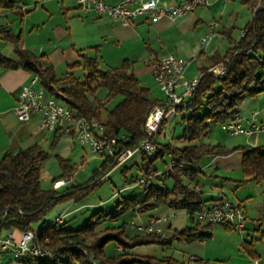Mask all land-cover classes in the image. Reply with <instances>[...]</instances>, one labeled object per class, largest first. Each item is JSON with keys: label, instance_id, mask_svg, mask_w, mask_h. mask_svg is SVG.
I'll return each instance as SVG.
<instances>
[{"label": "trees", "instance_id": "trees-1", "mask_svg": "<svg viewBox=\"0 0 264 264\" xmlns=\"http://www.w3.org/2000/svg\"><path fill=\"white\" fill-rule=\"evenodd\" d=\"M252 10V18L238 41L227 37L229 46L223 54L214 52L206 57L207 62L200 65V76L192 95L184 106L178 108L184 123L181 136L187 144L177 146L170 142H158L159 151L155 158L148 159L142 154L145 164V177L150 180L156 176L154 166L156 158L167 154L177 157L176 165L165 176L173 180L172 187L154 185L145 186L143 198L120 197L112 212L94 211L81 228L63 227L58 222L42 224L37 233V240L48 247L56 249L55 259L20 262V264H214L200 257L187 262L171 256L155 258L140 256L132 249L136 245L170 243L171 237L156 233L128 235L125 223L105 225L103 220L114 222L127 210L145 212L162 204L174 209L185 210L193 226L175 230L173 238L188 241L211 236L213 223L201 225L195 221L193 214L203 208V200L195 185L200 161L206 156L226 155L234 150H243L241 172L245 181H264V145H237L227 147L219 142L207 143L200 139L208 136L211 128L239 114L241 101L264 91V0H243ZM16 6L13 0H0V10ZM0 37L10 41L14 46V58L0 55V64L7 68H21L41 78V84L47 92L71 107L76 116L100 121L109 137L124 135L121 143L124 147L137 146L144 136L143 124L148 110L160 102L152 96L150 89L143 85L131 70V62L124 59L121 65L100 68L96 57L79 53L78 59L67 64V72L58 77L54 67L45 62L44 55H36L21 48L20 34H14L9 28L0 29ZM225 65L221 75L214 74L209 68L218 63ZM76 68L84 72L82 77L73 73ZM107 92L103 98L96 97L98 88ZM116 95L121 100L112 108L106 104ZM165 123L161 126L163 128ZM128 139L127 142H124ZM54 147V142L51 144ZM50 157L49 151L39 144H32L17 152H5L0 157V235L2 230H25L44 217L54 205L70 199H80L88 189L99 185L105 173L116 166L114 160L103 159L102 172L92 178L94 184L64 185L62 189L44 188L41 184V171ZM60 173L52 178V183L61 178H71L76 171L68 159L57 156ZM124 170V169H123ZM125 171V170H124ZM165 174V172H164ZM138 180H131L133 185ZM141 185V184H139ZM225 228L232 227L222 224ZM100 227V228H98ZM98 228V229H97ZM264 238V231L261 233ZM6 235V234H5ZM4 236V235H3ZM49 242L44 243V238ZM114 240L120 252L112 256L105 254L104 245ZM252 243L243 244V250L254 257Z\"/></svg>", "mask_w": 264, "mask_h": 264}, {"label": "crops", "instance_id": "crops-1", "mask_svg": "<svg viewBox=\"0 0 264 264\" xmlns=\"http://www.w3.org/2000/svg\"><path fill=\"white\" fill-rule=\"evenodd\" d=\"M13 1L16 4L14 8L0 10V29L9 28L14 34H20L22 40L21 48L27 49L36 55H44L45 62L52 66L58 63H72L78 59L80 52L84 55L96 57L98 63L104 61L107 65L106 68L121 65V62L127 59L131 62L132 72L143 85H145L143 82L144 78L148 77V75L152 77L150 65L158 58L169 53L188 59L189 64L194 59L198 60L196 74H187L188 64L185 76L187 78L199 76V67L207 62L206 57L214 52L220 53V50H218L220 47L219 40L227 39L229 35L232 37L239 11L244 8L248 19L240 27L239 38L235 39L232 37L234 41H238L241 38L247 23L252 18V10L243 0H209L208 5L196 6L182 17L170 19L167 16H163L156 20H151L145 14L133 18L128 24L114 22L106 15L95 16L91 13L83 12L72 0ZM104 1L107 4H114L118 0ZM180 1L182 0H158V3L161 6H171ZM212 20L217 21L218 24L206 50L202 51L200 39L208 32L209 23ZM224 51L220 54H223ZM0 55L11 59L15 57L13 44L1 37ZM73 73L76 75L75 69ZM83 74L84 72L81 76H76L82 77ZM31 77L32 74L24 69L7 68L0 64V157L5 152H17L32 144H39L46 150L45 147L58 148L59 144L69 142L73 144L72 147L65 146L63 152L56 155L68 159L72 164V159L77 155L78 151L76 146L80 145L71 134L64 133L59 129L39 131L36 127V115H32L28 122H24L20 121L13 111L21 86L29 83ZM150 92L155 98L161 99L163 97V95L156 97L151 90ZM262 108H264V105H262ZM260 117L264 119V114L260 115ZM169 121L156 136L157 142L162 140L173 143V137L168 134L167 129ZM260 133L252 134L249 137L242 134L246 137V141L241 145H264V141L260 138ZM53 142L54 147L51 146ZM80 147L82 149L80 153L86 152V149H88L86 147L83 148V146ZM79 156L80 159H83L85 154L81 153ZM242 156L243 150L237 149L226 155L204 157L199 164L196 182L191 184H194L198 189L199 197L203 200V207L205 208L212 206L220 196L232 202L240 203L247 217L245 229L238 231L240 236L238 241L236 240L235 242L234 238L231 237L232 250L227 249V247L231 246L228 241L222 243V246L216 249H210L205 245V242L213 235L211 227L210 237L194 239L203 242L204 245L199 249V252L191 254L189 259L200 257L214 264H223L230 262L233 253L236 251L237 254L244 256L242 264H264V238L260 234L264 231V181L240 182L243 179L242 173L241 175L237 174H240ZM234 171H236V176L231 175ZM59 173L60 171L54 176L46 175L45 177H49L52 180ZM107 174H110L109 171L105 173L102 179ZM42 177L43 171H41ZM155 177L154 185H165L168 187L166 185L167 179L161 180L162 177L158 173ZM72 185L77 184L73 182ZM125 186L129 188L134 185ZM62 187L57 189H62ZM78 200L70 199L54 205L47 211L42 220L34 223L35 229L33 227L31 229L37 234L43 223L46 225L53 224L55 222L54 219L58 215L63 216L58 224L64 223L68 217L73 216L83 206L75 204ZM134 213L138 222L146 223L143 221L144 216L141 212ZM169 213L171 214V212L166 214ZM151 219L152 217L150 216L147 221L149 222ZM194 220L198 221L195 217ZM193 224L190 220L188 227H192ZM203 224L205 223L201 222L199 225L198 230L200 232ZM225 229L228 231L235 230L234 228ZM7 233L12 234L14 239H18L21 231L17 229L9 232L2 230L0 236ZM247 242L252 243L251 248L255 255L254 257H251L243 250V244ZM236 263L230 262L229 264Z\"/></svg>", "mask_w": 264, "mask_h": 264}, {"label": "built area", "instance_id": "built-area-1", "mask_svg": "<svg viewBox=\"0 0 264 264\" xmlns=\"http://www.w3.org/2000/svg\"><path fill=\"white\" fill-rule=\"evenodd\" d=\"M72 1L83 12L95 16L106 15L112 21L123 24H128L133 18L145 14L151 20L163 16L175 19L184 16L196 6L209 3V0H182L171 6H161L158 0H118L114 4H107L104 0ZM217 24V21L212 20L209 23V31L200 39L202 51L206 50ZM188 64V59L169 53L150 65L152 76L163 97L159 103L154 104L148 110L143 124L144 136L133 148L122 145L121 141L124 139V135L109 137L100 121L76 116L71 107L47 92L38 75H32L30 82L21 86L13 111L16 117L24 122H28L32 115H36V127L39 131L59 129L64 133H69L80 146L88 148L90 152L103 159L114 160L116 165L123 164L136 152L152 159L159 151L156 136L160 132L161 126L176 115L180 106H184L197 85L200 75L193 78L185 76ZM209 71L221 75L225 71V65L220 62L210 67ZM259 114L258 110H251L247 114L239 113L222 122L219 127L229 135L243 134L249 137L252 134L264 132V119ZM176 165H178L177 157H171L167 169L164 171L165 174H168ZM70 181L71 178L67 177L58 179L53 182V188H60ZM138 184L147 186L149 181L140 177ZM171 214L152 218L148 224L132 219L131 225L138 230L164 236L158 224L168 220L172 216ZM193 217L203 223L226 224L238 231H243L247 223L243 206L223 196H220L212 206L196 211ZM62 218V215H58L54 221L60 222ZM48 242L49 239L44 238V243ZM0 249L10 251L18 262L51 261L56 257V249L41 244L37 240V234L30 228L22 230L18 239H14L10 233L0 236Z\"/></svg>", "mask_w": 264, "mask_h": 264}, {"label": "rangeland", "instance_id": "rangeland-1", "mask_svg": "<svg viewBox=\"0 0 264 264\" xmlns=\"http://www.w3.org/2000/svg\"><path fill=\"white\" fill-rule=\"evenodd\" d=\"M245 9L242 8L239 11L238 16L236 17V23H235V31L232 34V37L235 39L239 38L240 35V27H242L247 19L248 16ZM209 31V30H208ZM204 36V35H203ZM219 49L220 53L226 50L227 46L229 45L228 39H220L219 40ZM226 48V49H225ZM225 52V51H224ZM100 68L105 69L106 63L104 61H100ZM197 65L198 60L194 59L190 62L189 67L187 68V74H196L197 72ZM55 73L58 77H62L65 72H67V64L64 63H58L54 66ZM76 75L81 76L83 73V70L81 68L75 69ZM143 82L146 86L150 88L152 93L156 95V97L162 96V92L159 89L158 85L156 84L153 76L151 77L148 75V77L143 79ZM107 90L104 87L98 88L96 92V97L103 98V96L106 94ZM121 100L120 95H116L112 100H110L106 104V108H112L117 102ZM262 105H264V91L259 92L256 95L253 96H247L244 98L243 101H241V104L239 106V112L242 114H247L251 110H258L259 115L264 114V108H262ZM262 108V109H261ZM182 113L177 112L176 115H174L170 121L168 122L167 129L168 134L173 137V144L177 146H183L187 144L183 139H178L179 136H181L184 128V123L181 122ZM246 137L242 134L233 136L227 134L225 131H223L219 126H214L211 128L210 133L208 136L201 138V141L207 142V143H216L220 141L219 143L227 146V147H234L237 145H241L246 141ZM260 138L262 141H264V132L260 133ZM159 143L163 144L164 141L158 140ZM72 143H63L59 144L58 148H46V150L49 151L50 157L47 159V161L44 163V167L42 169L43 171V177L41 178V184L44 188L51 189L52 188V180L49 177H45L46 175H52L58 173L60 171L58 161H57V155L61 154L63 152V148L66 147H72ZM77 155L72 159V164L75 166L76 171L73 174V178H71L70 182H74L77 185L85 186L86 184H94V181L92 178L98 176V173L102 172V162L103 158H101L98 155L93 154L88 149H86V152H81L85 154V157L83 159H80V151H82L80 146H76ZM142 154L139 152H136L131 158L127 159V161L119 166L113 167L107 176H105L102 181L99 182V185H95L94 187L88 189L87 193L80 198L75 204L76 205H83L81 209H79L73 216H70L66 219L64 223L61 225L66 228H72L77 229L81 228L85 221L88 219V217L97 210H103L104 212H113L116 208V202L120 197H136L138 199L143 198L145 194V185L137 184L134 186L132 185V181L134 179L145 177V164L143 162ZM170 160V157L165 154L163 158H156L154 161V166L157 168L158 175H160L161 180H168L167 184L169 188L172 187L173 180L167 176L164 175V171H166L167 161ZM125 171H124V170ZM236 171L231 173L232 176H236ZM156 173V174H157ZM241 170L240 174L241 175ZM235 174V175H234ZM155 176L151 177L149 183L155 184ZM159 178V177H158ZM125 185L131 186L129 188H126ZM125 186V187H124ZM250 187V186H248ZM115 195V196H114ZM168 212H171L172 216L160 224H158V227H160L161 231L164 233V237H171L170 243L167 244H158V243H148V244H140L133 247L132 251L140 256H149V257H155V258H162L165 256H171L178 260L187 262L190 258L191 254H195L199 252L202 248L203 242L199 240H192L188 241L183 238H173L174 231L187 228L188 223H190V219L185 211H182V209H174L170 208L166 205H158L154 207L153 209H149L145 212H141L144 216L143 221L146 222L145 224H148L147 218L159 217L161 215H164ZM139 213V212H138ZM135 219V213L131 210H127L120 214L116 221L110 222L109 220H103L100 227L105 225H116L120 223H125V231L128 235L133 234H143L146 233L145 231H141L136 229L134 226L131 225V220ZM148 222V223H147ZM36 225V224H35ZM32 227L35 229L36 226L34 224ZM98 227V228H100ZM97 228V229H98ZM205 229L202 228L201 231H204ZM213 235L209 239H207V242H205L206 246L210 249H216L220 246H222V243H225L228 241V244L231 246L227 247L228 250H232V242L231 237L234 238V241H238L240 236L238 235V230H226L225 227H223L220 224H214L212 226ZM241 245V243H240ZM228 246V245H227ZM239 246V244H238ZM104 251L105 254L108 256H112L114 254H117L120 252V248L117 246V243L114 240L108 241L104 245ZM244 256L241 254H237L235 251L233 253V257L230 262H237L236 264H242ZM230 262L223 263V264H229ZM0 264H20V262L16 261L13 258V255L10 251H0Z\"/></svg>", "mask_w": 264, "mask_h": 264}, {"label": "water", "instance_id": "water-1", "mask_svg": "<svg viewBox=\"0 0 264 264\" xmlns=\"http://www.w3.org/2000/svg\"><path fill=\"white\" fill-rule=\"evenodd\" d=\"M128 141V139H126L124 142H127ZM72 185V183L71 182H69L68 184H67V186H71Z\"/></svg>", "mask_w": 264, "mask_h": 264}]
</instances>
